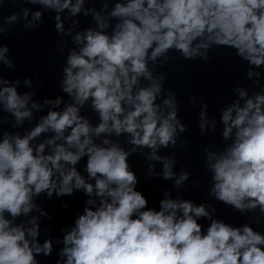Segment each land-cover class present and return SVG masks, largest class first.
<instances>
[{
  "label": "clouds",
  "instance_id": "9594fccd",
  "mask_svg": "<svg viewBox=\"0 0 264 264\" xmlns=\"http://www.w3.org/2000/svg\"><path fill=\"white\" fill-rule=\"evenodd\" d=\"M5 4L23 6L4 15ZM46 14L65 59L59 94L38 99L43 80L5 76L17 65L3 38ZM214 48L246 67L218 118L188 97L200 135L220 133L202 149L197 201L185 195L200 184L192 165L177 170L189 125L159 69L210 61ZM134 157L146 179L172 182L155 206ZM77 193L82 210L53 236L41 199L67 210ZM218 204L247 219L231 222ZM54 252V264H264V0H0V264Z\"/></svg>",
  "mask_w": 264,
  "mask_h": 264
}]
</instances>
